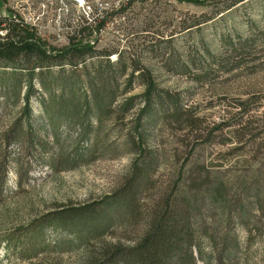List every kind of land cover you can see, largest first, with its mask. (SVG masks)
I'll return each mask as SVG.
<instances>
[{
    "label": "rangeland",
    "instance_id": "1",
    "mask_svg": "<svg viewBox=\"0 0 264 264\" xmlns=\"http://www.w3.org/2000/svg\"><path fill=\"white\" fill-rule=\"evenodd\" d=\"M103 18L107 24L97 30ZM1 20L24 22L53 50L95 43L100 55L97 61L87 59L84 71L79 67L74 76L80 80L106 62L105 54L114 66L140 62L153 77L159 104L168 105L170 96L180 100L196 126L164 123L148 132L155 166L149 187L138 197L135 220L121 214L105 237L87 246L24 258L12 240L28 230L30 234L45 227L70 209L94 206L97 214L110 213L111 201L133 178L134 163L138 167L144 160L127 150L125 135L150 102L142 83L125 91L128 71L118 81L113 107L130 99L139 103L124 116V123L104 122L98 157L58 172L52 169L49 149L57 143L56 136L42 129L37 102L31 132L39 133L40 144L46 142L41 151L29 133L20 132L30 125L23 124L22 102L13 107L0 97V165H8L6 176L0 175V264H96L103 247L133 248L148 230L150 215L169 197L180 205L197 196L199 216L209 221L216 237L223 244L230 243L232 234L239 238L235 264H264V205L253 209L254 219L244 213L249 189L264 184V0H0ZM65 133L58 141L77 158L88 132L72 138ZM14 138H20L19 144ZM221 184L226 201L217 203L214 190ZM240 222H249L254 235L249 238ZM42 234L51 248L75 241L61 228L44 229Z\"/></svg>",
    "mask_w": 264,
    "mask_h": 264
},
{
    "label": "trees",
    "instance_id": "2",
    "mask_svg": "<svg viewBox=\"0 0 264 264\" xmlns=\"http://www.w3.org/2000/svg\"><path fill=\"white\" fill-rule=\"evenodd\" d=\"M97 23V30H101L106 26L107 18ZM38 36L24 22L0 21V97L5 104L10 102L13 107L22 102L23 124L30 125L20 132L29 133L31 142L36 146L40 145L41 151L46 147V142L40 144L42 141L38 137L39 133L31 132V123L35 119L33 104L37 102L38 120H43L42 129H47V133L52 132L57 140L53 148H49L53 159L52 169L58 172L71 170L75 167L73 164L78 165L81 161L94 159L101 154H97L96 148L103 141L101 129L104 122L110 120L124 123V116L130 114L139 103L130 99L119 107H113L119 96L118 81L128 71L131 72L126 80L125 91H130L134 83H142L146 88L144 96L150 103L139 111L137 119L125 135L127 150L144 160L138 167L134 163L133 178L118 193L117 199L111 201L110 213L101 211L97 214L94 206L70 209L54 220H49L45 227L31 230L30 234L28 230L17 240H12L13 246L22 249L21 255L24 258L35 257L40 252L52 249L62 251L70 247L87 246L105 237L121 214H128L130 219L135 220L139 215L138 197L142 188L149 187L148 176L155 166L154 152L148 148V132L164 123L173 126L189 123L192 128L196 126V121L188 116L180 100H171L170 96L168 105L159 104L153 77L140 62L130 60L127 64L121 62L114 66L110 62V54H105L103 57L106 62H100L93 71L86 72L81 81L74 76L79 67L84 71L86 60L97 61V56L100 55L94 48L95 43L77 42L58 51L49 48ZM157 49L154 48L153 52ZM66 69H70L69 73ZM67 73L71 75L60 82L56 81L61 76H67ZM22 95L24 98H21ZM65 130L70 133L71 138L73 135L78 136L79 131L88 132L82 137V146H86L78 154V159H72L66 152L67 146L58 141L60 136L66 134ZM120 130L123 131L119 128ZM19 139L14 138V144H19ZM4 163L6 162H3L2 167L0 165L2 179L8 173V165ZM248 163L247 161V165ZM249 190L251 196L248 197L249 203L246 204L244 213L254 219L253 209L257 207L260 210L264 205V184L256 183ZM226 192L222 184L215 187V201L225 202ZM200 199L197 196L194 197V202L185 200L177 205L169 197L159 210L150 215L152 218L148 222V230L133 248L120 245L103 247L100 261L98 259L96 264H197L199 261L203 264H235L241 249L239 238L236 239L232 234L230 243L223 244V240L216 237L209 221L201 220L199 208L195 206ZM240 225L242 230L249 233V238L254 235L249 222H240ZM48 228L64 229L73 235L75 241L66 244L59 242L55 248H51V243L42 234ZM223 246H227L226 250H222Z\"/></svg>",
    "mask_w": 264,
    "mask_h": 264
},
{
    "label": "built area",
    "instance_id": "3",
    "mask_svg": "<svg viewBox=\"0 0 264 264\" xmlns=\"http://www.w3.org/2000/svg\"><path fill=\"white\" fill-rule=\"evenodd\" d=\"M92 23H94V22L92 21ZM94 24H97V23L95 22ZM90 43L92 44L93 42H90Z\"/></svg>",
    "mask_w": 264,
    "mask_h": 264
}]
</instances>
